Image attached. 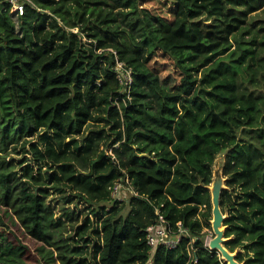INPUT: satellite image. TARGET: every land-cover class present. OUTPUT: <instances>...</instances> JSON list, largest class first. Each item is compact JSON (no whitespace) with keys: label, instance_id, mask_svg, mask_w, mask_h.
I'll return each instance as SVG.
<instances>
[{"label":"trees","instance_id":"obj_1","mask_svg":"<svg viewBox=\"0 0 264 264\" xmlns=\"http://www.w3.org/2000/svg\"><path fill=\"white\" fill-rule=\"evenodd\" d=\"M263 6L28 0L16 15L0 0V264H147L146 228L157 209L189 234L176 247L159 245L152 264H228L203 239L208 186L225 149V244L246 250L237 255L244 264H264V94L256 90L264 24H250ZM118 60L132 69L128 89ZM89 123L100 125L105 143L111 138L113 154L97 135L82 136ZM35 135L44 147L26 149ZM20 142L39 161L23 175L8 157ZM120 178L137 194L114 200ZM49 185L62 192L58 202L89 204L74 236L65 238L66 221L74 225L82 211L64 205L55 217Z\"/></svg>","mask_w":264,"mask_h":264},{"label":"rangeland","instance_id":"obj_2","mask_svg":"<svg viewBox=\"0 0 264 264\" xmlns=\"http://www.w3.org/2000/svg\"><path fill=\"white\" fill-rule=\"evenodd\" d=\"M12 11V10H11ZM15 13V11H12ZM250 24L252 25V28L254 30H258L260 26H262L264 24V6L251 13L250 14ZM250 34H247V37H249ZM235 46V45H234ZM256 90L260 93H263L264 94V80L262 81V83L260 84V86L256 87ZM100 127V125L96 124V123H89L86 128H85V134H83L82 136L84 135H90V134H95L97 135V139L100 141L99 145H100V148H104V150L107 152V153H110V154H113V147L109 144L111 142V138L108 139L107 143H105V140H104V135L102 134H99L98 132H95L96 129H98ZM94 130V131H93ZM44 131H41V133H43ZM30 140L29 142L27 143L26 145V149L30 148V143L31 142H38L40 144V147H44V143L41 141V138H40V135H35L34 137H29ZM81 138V137H79ZM66 140H69V138H67ZM26 149L23 148L22 146V142H20L18 145L16 146H12L11 147V152L9 153V159L11 160H14L16 163H17V167L18 169L21 171V175H23L22 173L25 171V167L26 165H30V166H34L35 170L37 169L38 167V164L39 161L38 160H35L34 156H33V153H27L26 152ZM227 153H228V149H225L224 151H222L216 158L215 160V163H214V170H213V180L211 182V184L208 186V188L211 190L212 192V186L214 184V178H216V176L220 175V173H222V175L224 176V182H223V187L224 189H229V186L226 184L227 182V176L224 174V166H225V160H226V156H227ZM27 157V161H26V158ZM27 163V164H26ZM47 164L43 161V170L47 168ZM62 183V182H61ZM62 187L66 188V192L67 193H74L76 190L73 188V186H70V185H66L64 184L63 186V183H62ZM64 188V189H65ZM223 189V190H224ZM48 199H50V201L54 204V212H55V217L57 216H60L62 214V211H63V207L65 205V207H68L69 209L71 210H75L77 214H79V211H82L77 223H75L74 225L71 223V222H67V230H64V235H65V238L68 237V236H74L75 235V232L74 230L76 229L77 225L78 224H82L84 219H85V215L86 213L89 211V208H88V203L84 200H81L79 198L76 197V199L73 201V203H67V202H58L57 199L60 198V195H61V191L60 190H56L55 188H53L52 185H49L48 187ZM131 192L128 191L127 192V195L126 197L130 194ZM226 214V217L228 216V212L226 211L225 212ZM91 218L93 220V226H97L96 222H97V217L95 215H91ZM211 220H212V217L211 219L209 220V224L210 226H205L204 227V236H203V239H204V243H205V246L209 247L207 244H208V241L212 238L213 236V229H212V223H211ZM225 229H226V225H225ZM87 232H90L88 235H86L87 237H89V239H96L98 237V235H95L93 232H92V228L89 230H87ZM232 237H227L225 243L227 241H229ZM88 248V247H87ZM87 250V249H86ZM89 260L92 261L93 258H92V254L94 253V250H93V244H92V241L89 242ZM245 249L242 247V246H239L235 249V253L237 255H239L240 253H245ZM94 261V260H93ZM243 263H245V261H242Z\"/></svg>","mask_w":264,"mask_h":264},{"label":"built area","instance_id":"obj_3","mask_svg":"<svg viewBox=\"0 0 264 264\" xmlns=\"http://www.w3.org/2000/svg\"><path fill=\"white\" fill-rule=\"evenodd\" d=\"M11 5V10L15 11V14L23 12L25 8V3L28 0H4ZM118 76L121 79L124 86L128 89L133 82V73L130 67L124 65L123 62L117 61ZM111 195L114 200H125L131 194H137L130 184L128 178L118 179L110 187ZM131 193L126 197L127 192ZM158 217L156 221L146 228V239L150 246V259L147 264H152L155 252L159 245H165L168 248H173L178 245L182 236L189 234V231L181 223H179L178 228H173L168 220L161 214L160 210L157 209Z\"/></svg>","mask_w":264,"mask_h":264},{"label":"water","instance_id":"obj_4","mask_svg":"<svg viewBox=\"0 0 264 264\" xmlns=\"http://www.w3.org/2000/svg\"><path fill=\"white\" fill-rule=\"evenodd\" d=\"M224 176L222 173L214 178L212 186V229L213 236L209 241V249L217 252L228 264H244L237 259V254L231 251L225 244V219L226 214L221 207V195L224 189Z\"/></svg>","mask_w":264,"mask_h":264},{"label":"bare ground","instance_id":"obj_5","mask_svg":"<svg viewBox=\"0 0 264 264\" xmlns=\"http://www.w3.org/2000/svg\"><path fill=\"white\" fill-rule=\"evenodd\" d=\"M210 241V240H209ZM209 241H208V244L207 245H209Z\"/></svg>","mask_w":264,"mask_h":264}]
</instances>
